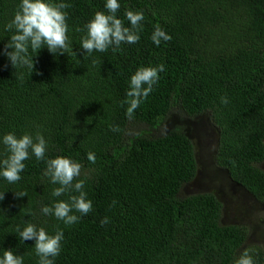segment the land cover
Returning <instances> with one entry per match:
<instances>
[{
	"label": "trees",
	"instance_id": "obj_1",
	"mask_svg": "<svg viewBox=\"0 0 264 264\" xmlns=\"http://www.w3.org/2000/svg\"><path fill=\"white\" fill-rule=\"evenodd\" d=\"M20 2L0 0V137L39 131L46 158L79 162L92 211L68 226L44 215L43 205L68 194L52 196L59 185L43 176L45 161L30 154L18 182L0 177V256L12 249L24 264H37L35 241L15 232L30 222L50 234L63 231L55 264H233L245 249L264 264V247L250 244L247 226L222 223L215 193L185 192L198 172L195 144L184 124L167 128L174 114L208 115L218 131V165L264 202V0H118L125 27L127 10L143 12L139 41L87 58L80 46L85 32L76 29L96 11L107 14L106 0H64L71 5L69 49H40L31 74L2 54L11 35L5 25ZM157 26L172 37L159 46L151 39ZM160 64L158 83L129 120L121 102L131 75ZM20 191L27 195L17 198ZM104 217L109 223L102 226Z\"/></svg>",
	"mask_w": 264,
	"mask_h": 264
},
{
	"label": "clouds",
	"instance_id": "obj_2",
	"mask_svg": "<svg viewBox=\"0 0 264 264\" xmlns=\"http://www.w3.org/2000/svg\"><path fill=\"white\" fill-rule=\"evenodd\" d=\"M71 5L60 0H21L13 18L5 25V30L11 35L2 50L14 69L27 68L30 74L35 71L34 57L39 50L47 47L53 55L66 53L68 43V13L65 9ZM104 7L108 10L96 11L93 17L84 25L80 46L87 58L94 51L106 52L110 47L117 50L122 43L134 44L140 39L144 14L141 11L127 10L125 16L131 27H125L123 21L117 18L116 13L120 8L118 0H106ZM154 44L159 46L161 41H170L172 37L157 26L151 36ZM165 70V66H141L130 77L129 89L126 92L127 104L126 116L134 119L135 110L139 107L142 98H147L153 91V86L160 79L159 73ZM221 103H228L227 97H221ZM114 132L121 131L119 125H110ZM6 155L0 158V177L9 184H14L21 179V172L25 169L24 161L34 155L37 160H44L46 167L43 176L49 178L52 184H57L52 190V196L60 197L68 194L67 200L53 201L51 205H43L40 211L46 216H54L64 225L77 223L81 216L92 211V201L87 198L84 191L87 172H82L83 166L69 157L57 155L45 157L47 141L37 131L35 136L24 133L17 137L13 132H8L0 137ZM214 147V146H213ZM88 160L95 163V155L88 153ZM83 175V178H81ZM75 193H78L75 194ZM27 193L15 192L17 198L26 196ZM4 192L0 193V201L4 199ZM116 201H113V206ZM79 213L80 215H77ZM258 217L264 220V211H260ZM101 225L109 223V218L104 217ZM16 234L21 241L34 240V250L39 257L37 264H55L54 258L60 254L64 233L57 228L54 234H50L44 227L25 222L24 226L17 225ZM0 264H24L23 256L17 255L12 249H4L0 256ZM233 264H255L249 251L245 249Z\"/></svg>",
	"mask_w": 264,
	"mask_h": 264
},
{
	"label": "rangeland",
	"instance_id": "obj_3",
	"mask_svg": "<svg viewBox=\"0 0 264 264\" xmlns=\"http://www.w3.org/2000/svg\"><path fill=\"white\" fill-rule=\"evenodd\" d=\"M182 123L187 127L196 149L198 172L185 186V192L195 194L213 192L222 201L223 224H242L248 227L250 244L264 247V220L258 217L264 211V202L257 201L246 189L233 182L216 160L218 131L208 115L182 120L174 114L169 117L167 128ZM214 146V147H213ZM264 168V163L262 164Z\"/></svg>",
	"mask_w": 264,
	"mask_h": 264
}]
</instances>
